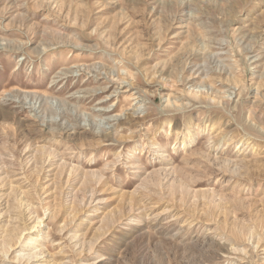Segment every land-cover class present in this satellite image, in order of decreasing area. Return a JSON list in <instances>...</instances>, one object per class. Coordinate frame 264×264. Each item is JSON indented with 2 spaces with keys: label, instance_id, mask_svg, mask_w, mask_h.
<instances>
[{
  "label": "rangeland",
  "instance_id": "374dc122",
  "mask_svg": "<svg viewBox=\"0 0 264 264\" xmlns=\"http://www.w3.org/2000/svg\"><path fill=\"white\" fill-rule=\"evenodd\" d=\"M0 48V264H264V0H0Z\"/></svg>",
  "mask_w": 264,
  "mask_h": 264
},
{
  "label": "bare ground",
  "instance_id": "6f19581e",
  "mask_svg": "<svg viewBox=\"0 0 264 264\" xmlns=\"http://www.w3.org/2000/svg\"><path fill=\"white\" fill-rule=\"evenodd\" d=\"M0 49H4V48H0ZM43 50H44V48H43ZM67 73V72H66ZM21 95V94H20ZM15 96V95H14ZM25 96V95H24Z\"/></svg>",
  "mask_w": 264,
  "mask_h": 264
}]
</instances>
